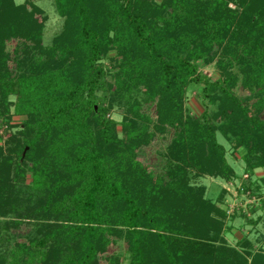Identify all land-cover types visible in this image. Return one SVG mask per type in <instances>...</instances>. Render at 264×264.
Segmentation results:
<instances>
[{"label":"trees","instance_id":"obj_1","mask_svg":"<svg viewBox=\"0 0 264 264\" xmlns=\"http://www.w3.org/2000/svg\"><path fill=\"white\" fill-rule=\"evenodd\" d=\"M232 1L236 9L229 8L225 0L197 1L203 15L200 26L218 33L222 45L230 44L231 56H225L228 46L222 47L223 60L227 59L228 65L239 63V58L243 63L248 60L244 52L243 59L239 57V48L257 56L251 66L255 76L250 81H255L264 63V0ZM65 2L59 12L65 21L64 31L49 48L41 42L37 47L47 57L34 54L28 72L12 78L6 71L7 42L25 37L42 41L44 29L37 28L39 22L24 7L15 6L12 0H0V120L10 123L13 104L9 96L17 94L16 113L30 119L24 130L14 135L17 141L13 153L20 154L28 148L26 158L37 167L30 185L32 194L39 181L47 179L42 166L53 134L64 130L70 144L62 167L65 177L49 193L44 206L47 209L41 210L52 211L51 207H56L55 202L62 198L59 202L67 215L59 224L50 226L48 235L41 233L44 240L37 236L20 246L29 256L26 264H99L116 228L128 244L129 264H264V252L257 250V240L244 236L236 247H231L220 237L226 214L202 201L205 188L187 193L188 185H182L187 201L172 207L166 203L177 175L188 172L189 178L209 175L227 180L234 175L218 133L238 150H246L243 159L247 172L253 175L264 169V123H260L254 109L257 105L264 107L259 105L262 99L258 102L255 96L251 108V100L236 97L232 91L237 84L234 76L218 81L203 79L193 56L184 52L186 42L176 43L172 34L161 36L151 28L155 14L150 0ZM118 21L127 26L137 51L146 56L152 73L161 74L172 97L186 85L200 83L206 101L218 105L214 118L210 120L208 113L205 115V125L185 130L182 119L171 122L179 126L180 132L169 154L180 164L169 162L158 180H127L138 171L134 156L126 172L120 173L113 162L115 155L126 149L131 152V144L136 143L127 146L118 139L113 122L107 118L108 108L95 109L97 91L105 78L101 61L110 50V33ZM219 122L222 124H214ZM51 150L65 155L64 150ZM37 154L41 155L33 160ZM13 167L10 157L0 162V209L14 210L19 198L18 180L11 178ZM139 193L148 194L147 200ZM175 211L178 213L172 218Z\"/></svg>","mask_w":264,"mask_h":264},{"label":"rangeland","instance_id":"obj_2","mask_svg":"<svg viewBox=\"0 0 264 264\" xmlns=\"http://www.w3.org/2000/svg\"><path fill=\"white\" fill-rule=\"evenodd\" d=\"M60 1L61 5L58 0H12L15 6L24 7L28 14H34V21L39 22L38 26L36 24L37 28L44 29L42 41L25 37L26 39L14 38L7 42L9 57L6 71L12 78L28 72L30 59L34 54L46 58V54L37 50L40 42L49 48L64 31L65 21L59 12L62 4L67 0ZM197 1L200 0H150V8L155 14H152L151 28L161 36L172 34L171 39L176 43L186 42L188 45L184 52L193 56L203 79L218 81L234 76L237 78L235 80L237 84L232 91L236 97L243 101L251 100L249 105L254 108L253 100L256 96L257 101L262 99L258 101L259 105L262 103L264 106V63L261 64L255 81H250L254 80L252 77L255 76L251 66L254 65L252 63L257 56L254 58V55L239 48V57L243 59L244 52V59L248 60L243 63L239 58V63L228 65V60H223L222 47L225 48L230 44L222 45L218 39L219 34L213 29L201 28L200 18L202 19L203 15ZM225 1L229 8H237L236 2ZM119 22L110 33V50L101 61L105 78L97 91L98 104L95 109L98 111L100 108H108L107 118L113 122L118 139L127 146L133 141L136 143L131 144L134 146L131 152L126 149L125 152L121 150L122 152L115 155L113 162L120 169V173L126 172L127 163L130 157L134 156L133 160L135 159L138 164V171L133 174L135 176L129 178L126 176L127 180L135 178V181H142L145 178L158 180L159 176L164 174V166L172 161L179 162L169 154L171 144L178 138L180 132L179 126H174L171 122L182 119L185 130L189 127L205 125L207 122L205 115L208 113L210 120L214 118L213 113L218 105H211L206 101L203 96L204 86L200 83H190L172 97L161 74L151 72L150 62L142 52L137 51L127 26ZM230 49V46L225 49V56L232 55ZM244 76H247L246 80L249 82ZM9 101L13 104L10 123L4 124L0 120L2 149L0 162L6 157L12 158L14 171L11 178L18 180L16 194L19 198L15 202L14 210L0 209V264H26L29 256L24 255L20 246L28 244L31 238L37 236L43 238L41 233L43 236L48 235L50 226L59 224L67 215L62 210L63 204L59 202L62 198L55 202L54 206L58 204L56 207H51L52 211L41 210L47 209L44 206H47L49 193L65 177L62 167L70 144L68 133L61 129L53 134L48 145L44 144L47 146V152L45 149L47 156H44L42 172L46 174L47 179L43 182L39 181L40 184L32 194L30 185L34 181L36 173L34 170L37 167L26 158L28 148L20 154L13 153L17 141L14 135L24 130L25 123L30 118L16 113L17 94L10 95ZM254 109H257L260 123H264V107L257 105ZM214 124L221 125L222 122ZM133 137L134 140L131 139ZM218 140L227 152L228 163L234 168V175L230 176V180L209 175L189 178L188 172L181 176L177 175L172 181V192L168 202H165L169 207L176 202L184 204L187 200L185 201L186 194L182 190V185H188L187 193L201 187L205 188L202 201L209 202L210 206L215 205L217 211L226 214L220 237H224L231 247H236L238 242L243 241L244 236L257 240V250L264 252V169L257 170L251 175L247 172L243 159L246 150H238L220 133ZM52 147L64 150L65 155H58L56 150H51ZM39 156L35 155L33 160L38 159ZM177 164L180 162L175 163V166ZM19 165L22 167L21 173H18ZM18 175L23 177L20 179ZM139 196L145 200L148 198V194L139 193ZM19 199L22 201L20 202ZM169 207L164 209L167 210ZM177 213H173L172 218ZM119 231L116 228L111 235L110 247L99 257V264L130 263L128 244L123 236H119Z\"/></svg>","mask_w":264,"mask_h":264}]
</instances>
